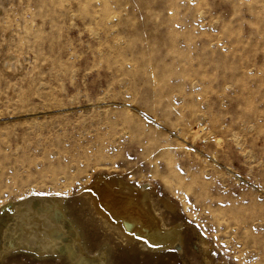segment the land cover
<instances>
[{
    "label": "rangeland",
    "instance_id": "374dc122",
    "mask_svg": "<svg viewBox=\"0 0 264 264\" xmlns=\"http://www.w3.org/2000/svg\"><path fill=\"white\" fill-rule=\"evenodd\" d=\"M99 176L150 185L180 235L148 261L107 233L114 264H264V0H0V226L62 198L91 250Z\"/></svg>",
    "mask_w": 264,
    "mask_h": 264
},
{
    "label": "bare ground",
    "instance_id": "6f19581e",
    "mask_svg": "<svg viewBox=\"0 0 264 264\" xmlns=\"http://www.w3.org/2000/svg\"><path fill=\"white\" fill-rule=\"evenodd\" d=\"M2 63H7V70L12 73L18 72L21 66L16 57H7ZM149 188L150 185L132 187L114 178L99 176L82 192L85 211L103 231L102 238L92 244L91 250L85 245L86 237L79 224L66 214L62 198L39 195L22 203H11L7 219L0 226V254L22 249L39 257L63 255L68 264H114L117 259L114 261L112 254L117 246L106 237L108 233L127 255L139 250L151 261L154 255L174 249L180 235L164 224L165 219L162 220L155 208ZM181 251L176 253L184 261Z\"/></svg>",
    "mask_w": 264,
    "mask_h": 264
}]
</instances>
